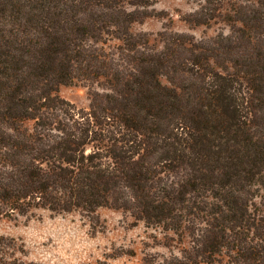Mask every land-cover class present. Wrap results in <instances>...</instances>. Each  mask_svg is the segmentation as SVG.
<instances>
[{"label": "trees", "instance_id": "1", "mask_svg": "<svg viewBox=\"0 0 264 264\" xmlns=\"http://www.w3.org/2000/svg\"><path fill=\"white\" fill-rule=\"evenodd\" d=\"M157 1L0 0V217L110 209L178 250L143 264H264V0H189L229 33L159 48L131 32Z\"/></svg>", "mask_w": 264, "mask_h": 264}, {"label": "rangeland", "instance_id": "2", "mask_svg": "<svg viewBox=\"0 0 264 264\" xmlns=\"http://www.w3.org/2000/svg\"><path fill=\"white\" fill-rule=\"evenodd\" d=\"M196 9L197 3L189 0H158L131 32L144 34L158 48L161 36L170 33L187 34L196 40L229 33L222 24L203 27L187 23ZM160 81L168 86L163 78ZM90 91L74 84L60 87L58 95L79 109H87ZM0 237L12 246L7 250L8 259L25 264H143L147 259L162 260L178 253L172 243L170 248L165 246L168 242L160 230L134 224L128 215L110 209H100L90 219L78 213L55 215L46 211L0 217Z\"/></svg>", "mask_w": 264, "mask_h": 264}]
</instances>
